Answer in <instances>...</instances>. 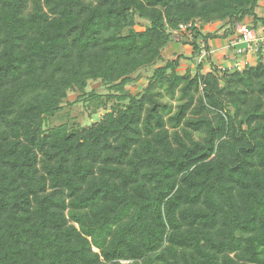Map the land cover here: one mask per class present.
<instances>
[{"label":"trees","instance_id":"obj_1","mask_svg":"<svg viewBox=\"0 0 264 264\" xmlns=\"http://www.w3.org/2000/svg\"><path fill=\"white\" fill-rule=\"evenodd\" d=\"M259 2L0 0V264H264V43L209 45Z\"/></svg>","mask_w":264,"mask_h":264},{"label":"rangeland","instance_id":"obj_2","mask_svg":"<svg viewBox=\"0 0 264 264\" xmlns=\"http://www.w3.org/2000/svg\"><path fill=\"white\" fill-rule=\"evenodd\" d=\"M260 5L264 6L263 0H260ZM205 29H206V32H212L215 30L214 27H208V26L205 27ZM260 29L261 28H259V25H258L257 26L258 32L255 30L253 31H255V33L258 34L261 31ZM169 46L170 48L163 52L164 57L169 58L173 54L177 55V53L184 52L182 46H180L179 44L171 43ZM245 58L250 63V65H255L259 57L255 55L254 53H251V54L246 55ZM213 60L215 61V63L217 62L216 59H213ZM180 64L183 67L185 65V61L183 59H180ZM183 71H184V68H180L178 70L180 74ZM146 77H147V74H143L141 81L128 85L126 89L130 93L137 92L142 87H144V85L146 84V79H145ZM91 90L95 91L98 94H102V95L107 93V91L101 86V83L99 81L89 82L86 91L89 92ZM77 96H78L77 92H70L67 97V101H66L67 103L65 104L63 111L59 115L63 119H60V120L52 119L50 122H47L46 127H44V129L45 128L47 129L48 127H53V126L61 124L62 122H65L67 120L66 118L67 115L69 116L71 121H75V123L78 122L82 126L91 125L101 119L102 115L104 114L103 111H98L96 115L89 117L82 103L78 102L75 104L67 105L69 102H74ZM172 103L174 104L175 102H172Z\"/></svg>","mask_w":264,"mask_h":264},{"label":"built area","instance_id":"obj_3","mask_svg":"<svg viewBox=\"0 0 264 264\" xmlns=\"http://www.w3.org/2000/svg\"><path fill=\"white\" fill-rule=\"evenodd\" d=\"M190 26L180 25L178 31H186ZM230 49H233L235 55L228 60L226 66H218L221 71L228 70H241L249 64L246 55L257 52L259 46L264 43V35H258L247 24L242 23L237 26L236 33L228 38ZM206 51L201 52L199 62H203Z\"/></svg>","mask_w":264,"mask_h":264},{"label":"crops","instance_id":"obj_4","mask_svg":"<svg viewBox=\"0 0 264 264\" xmlns=\"http://www.w3.org/2000/svg\"><path fill=\"white\" fill-rule=\"evenodd\" d=\"M264 1V0H263ZM255 13L257 15L258 19H262L264 21V6L260 5L258 8L255 10ZM247 24L250 28L253 30L257 31V26L259 25L260 30L264 29V24L262 23H257L254 24L252 23L251 20H246L244 22ZM258 32V31H257ZM210 49H211V61L218 67V66H226L228 64V60L231 59L233 51L228 47L229 45V40H221V39H216L213 40L209 43ZM170 48V47H169ZM213 59H216V63ZM204 71H208L210 69V66L208 64L203 65Z\"/></svg>","mask_w":264,"mask_h":264}]
</instances>
